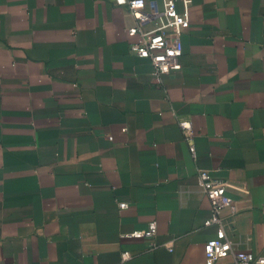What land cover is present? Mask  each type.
Segmentation results:
<instances>
[{
	"label": "crops",
	"instance_id": "crops-1",
	"mask_svg": "<svg viewBox=\"0 0 264 264\" xmlns=\"http://www.w3.org/2000/svg\"><path fill=\"white\" fill-rule=\"evenodd\" d=\"M188 15L178 66L156 73L114 0H0V264H205L198 168L235 201L234 245L264 253V0Z\"/></svg>",
	"mask_w": 264,
	"mask_h": 264
},
{
	"label": "built area",
	"instance_id": "built-area-1",
	"mask_svg": "<svg viewBox=\"0 0 264 264\" xmlns=\"http://www.w3.org/2000/svg\"><path fill=\"white\" fill-rule=\"evenodd\" d=\"M160 8H146L143 0H114L117 5L126 6L133 16L134 23L125 28L130 38V52L138 57L147 58L156 73L167 72L178 66V59L182 53L181 36L189 22L188 9L191 0H181L183 9L178 10L176 0H160ZM184 131L190 130V123L185 120L179 122ZM123 131L126 130L124 127ZM112 139L111 135H108ZM194 155V148L190 146ZM200 179V190L210 201L209 215L204 225H213L215 236L204 244L205 264L214 262L225 256H231L234 264H264V253L257 254L250 249H242L234 245L226 232L225 218L221 211L224 208L234 213L237 209L232 196L227 193L222 180L210 178L203 168L197 169ZM119 208H127L128 203L117 201ZM155 220L148 222L146 228L136 229L125 235L130 237H152L156 234ZM171 250V245L166 244ZM129 257L128 252H122L121 259Z\"/></svg>",
	"mask_w": 264,
	"mask_h": 264
}]
</instances>
